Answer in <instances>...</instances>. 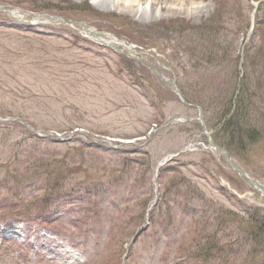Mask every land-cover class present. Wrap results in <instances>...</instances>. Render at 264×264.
Segmentation results:
<instances>
[{
	"label": "rangeland",
	"instance_id": "374dc122",
	"mask_svg": "<svg viewBox=\"0 0 264 264\" xmlns=\"http://www.w3.org/2000/svg\"><path fill=\"white\" fill-rule=\"evenodd\" d=\"M179 1L136 0L132 8L125 5L124 0H0V7L21 16L52 14L60 20L82 23L88 28L113 34L128 44L147 50L144 61L167 81H171L172 76L162 67L169 66L178 86L191 102L205 107L203 119L209 131L214 130L222 105L238 83L237 78L249 77L248 87L252 91L253 103L246 121L249 127L261 129L262 133L249 143L231 145L236 150L232 158L251 178L264 181V56H259L263 47L254 31L249 36L243 33L236 36L244 22L250 21L254 9L252 4L262 7L264 0L257 3L253 0H186L183 6ZM258 13L256 9L255 16L258 17ZM111 14L117 16L111 18ZM6 17L4 14L0 16L1 118L20 117L32 130L41 133L65 135L80 128L99 139L104 136L115 140L146 136L145 132L152 126L157 127V131L145 146H139L141 142L121 146L111 143L118 147L113 149L109 145L88 144L83 140L84 144L75 146L73 152L69 144L67 147L57 144L50 149L37 145L38 140L30 132L0 124V177L7 178L2 180L4 183H13L9 177L14 174L16 179H21L26 163H20L17 157L32 149L31 141L36 142L34 150L40 146L46 152L47 156L39 158L43 162L37 163L40 167L70 153L71 160L67 165L70 167L72 164L74 174L64 186L65 192L69 193L83 190L82 181L86 178L93 181L103 175L106 177L100 181L112 178V169L102 166L114 159L115 153L108 149L120 151L119 159H125L126 163L128 157L141 160L138 152H145L149 162L153 163L154 173L161 156L197 140L198 143L200 140L206 143L198 122L185 120L196 118V112L182 106L169 86H164L155 73L143 69L140 82L144 84L130 85L129 80L126 83L124 77L119 78L116 74L121 57L78 36L75 30L64 26H53L51 29L41 26L40 30H36L34 26L16 22L24 27L19 28L12 26L14 23ZM33 31L45 34L37 38ZM215 33L216 41L212 37ZM207 41L215 48L216 44L219 47L211 60L206 58L209 52ZM134 74L137 75L136 71ZM133 84H139V81ZM79 144L77 141L76 145ZM91 148L103 154L91 151ZM108 156L112 158L105 162ZM202 163L212 169L213 178L204 174L200 168ZM224 163L221 153H213L208 148L204 152L197 151L179 158L176 167L185 181L178 198L164 193L162 182L156 178L158 173H154L151 186L147 188L151 200L145 212L151 210L142 221L139 239L130 237L129 228L134 230L135 225H131L128 219L140 215L141 204H135L126 179L116 195L105 202L102 199L89 205L88 201L94 203L95 196L76 192L70 200L65 198L42 213L38 212L40 209L29 210L23 220L20 218L23 209L19 208V198L17 201L11 198L15 197V189H21H3L4 192L0 191V226L8 225L4 235L15 239L23 238L26 232L29 235L27 240L31 241L30 232L42 233V240H34L28 253L29 262L32 260L34 264H100L102 256H108L114 264H201L190 259L186 252L177 254L173 246L176 240L179 242L178 231L186 232L189 222L197 220L199 225L202 223L208 229L213 227L205 218L200 221L209 204L242 211L240 205L224 197L228 194L221 188L228 184L237 192L246 191L245 181L238 180L240 183L234 178L235 174L218 170L219 166L225 168ZM42 172L44 168L30 170L29 176L24 179L31 182L25 186V193L40 187L39 176L33 174ZM138 173L135 170V174ZM2 181L0 185H5ZM244 199L246 204L250 203L249 200L258 204L257 197L255 201L251 197ZM185 206L186 211L181 212ZM4 210H10L11 216ZM210 214L211 211L207 215ZM106 216L116 219L112 237L108 235L110 224L106 222ZM36 217L40 220L35 221ZM48 220L57 224L58 229L42 226ZM124 225L126 228L122 231ZM224 235L228 236L222 239L225 247L209 264H242L248 251L244 235L230 230ZM67 242L76 248H67L76 259L65 258L61 251L68 245ZM6 244L3 243L4 246ZM14 249L17 250L15 253L3 256L5 259L12 258L14 262L11 264H20L15 259L21 249Z\"/></svg>",
	"mask_w": 264,
	"mask_h": 264
},
{
	"label": "bare ground",
	"instance_id": "6f19581e",
	"mask_svg": "<svg viewBox=\"0 0 264 264\" xmlns=\"http://www.w3.org/2000/svg\"><path fill=\"white\" fill-rule=\"evenodd\" d=\"M134 1H136V0H124V4L127 5L128 7H129V6H131V7L133 6V7H134ZM117 2H118V0H117ZM179 4L182 5V6L185 5V4H186V0H180V1H179ZM133 7H132V8H133ZM139 10H140V9L138 8L137 11H139ZM142 12H144V10H142ZM151 12H152V11H151ZM145 14H147L146 11H145ZM150 15H151V13H150Z\"/></svg>",
	"mask_w": 264,
	"mask_h": 264
},
{
	"label": "trees",
	"instance_id": "16d2710c",
	"mask_svg": "<svg viewBox=\"0 0 264 264\" xmlns=\"http://www.w3.org/2000/svg\"><path fill=\"white\" fill-rule=\"evenodd\" d=\"M243 131H240V134L239 135H242Z\"/></svg>",
	"mask_w": 264,
	"mask_h": 264
}]
</instances>
